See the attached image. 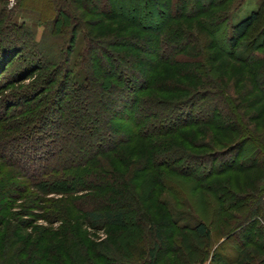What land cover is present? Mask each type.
Wrapping results in <instances>:
<instances>
[{
  "label": "trees",
  "instance_id": "1",
  "mask_svg": "<svg viewBox=\"0 0 264 264\" xmlns=\"http://www.w3.org/2000/svg\"><path fill=\"white\" fill-rule=\"evenodd\" d=\"M29 1L16 0L8 9L7 0H0V94L15 87L11 96L0 99V167L14 170L21 184L40 192L91 176L116 183L109 188L113 200L101 197L90 204L93 200L68 199L91 228H127L134 211L138 215L134 224L147 227L149 235L144 239L99 249L113 257L114 262L104 255L105 264H145L136 261L142 256L156 264L161 245L169 248L175 238L178 264H255L264 252V141L249 129L242 94L235 93L247 83L246 97L257 95L256 101L264 102V1L246 19L230 26L231 15L245 0H195L191 8V0H136L138 4L127 13L121 7L120 13H101L102 22L109 24L102 35L93 33L91 22L76 12L77 7L88 11L89 0H43L38 9L26 6ZM109 2L119 5L116 0ZM17 11L36 12L37 24L45 26L39 39L26 23H18ZM49 41L54 43L51 48ZM224 59L228 60L223 62L226 74L217 75L216 64ZM234 65L243 74L228 87L225 80ZM36 78L35 84L22 86ZM92 97L99 103L98 110L95 115L93 109L96 117L85 121L83 132L94 137L100 119L104 121V131L95 139L97 148L89 154L95 162L92 169H83L80 163L76 168L49 167L54 155L63 151L55 144L73 138L69 132L60 136L58 123L69 126L72 120L80 121L78 113L88 111L87 100ZM90 126L93 131H87ZM42 129L47 137L37 135ZM193 130L200 135L214 133L213 143L197 142L189 132ZM106 131H125L126 137L108 138ZM124 144L134 146L129 161L121 150ZM199 149L205 152H194ZM116 163L125 164L136 180L160 168L193 180L203 190L204 202L210 208L219 207L215 218L221 212L239 211V216H229L236 218L232 229L239 233L234 242L239 250L226 251L227 236L212 247V221L207 224L196 213L171 178H147L152 183L147 199L139 197L137 180L136 201H128L127 173L120 175ZM199 170L202 173L197 174ZM257 172L261 179L243 176ZM232 174L244 177L251 191L230 183L227 176ZM155 187L174 192L182 210L163 199L160 204L168 213L155 220L146 212L151 205L144 210L140 203L142 198L147 203L154 199ZM5 196L0 194V211L8 210L6 203L1 204ZM102 203H111L112 208L104 209ZM84 205L96 209L84 210ZM175 228L186 232L175 237ZM45 248L39 247L41 256L55 255ZM2 250L0 246V264H26L27 260L18 261L17 251L9 258ZM82 257V264H91ZM258 262L264 264V260ZM36 264L42 263L37 260Z\"/></svg>",
  "mask_w": 264,
  "mask_h": 264
},
{
  "label": "rangeland",
  "instance_id": "2",
  "mask_svg": "<svg viewBox=\"0 0 264 264\" xmlns=\"http://www.w3.org/2000/svg\"><path fill=\"white\" fill-rule=\"evenodd\" d=\"M109 1L110 0H89L85 3L88 7H90L87 8L88 11H83L80 9V7H77L76 9V12L80 17H82L87 22H91L92 25L90 26V30L95 34L102 35L104 31L106 32V30H109L106 28V26H108L109 24L102 22V19L104 17H102L101 13H103V11H119L120 13L121 10L119 9V7H121V9H125L124 12L127 13L126 10H130L139 2L136 0H116L117 2L119 1V5L114 6L118 8V10H116L117 8L115 9ZM262 1L264 0H245L240 8L231 15L229 19V25H236L246 19L253 11H255L259 7ZM194 3L195 0H191L189 8H191L192 4ZM28 5L31 8L38 9L41 7V5H43V0H30L29 3L26 4V6ZM174 11V9H172V11L168 10V12ZM16 14H18V11ZM36 15V12L22 13L20 11V13L16 16V20L18 21V23H26L35 33L36 39H39L41 33L45 29V26H39L37 24ZM128 15L130 17V14ZM98 22H102V24L94 27L93 25L98 24ZM18 36L21 35L19 34ZM53 44L54 43H51V41L47 42V45H49L48 47L50 48L53 46ZM223 62H228V60L224 59L222 60V62L216 64V68H219V72L217 71V75H220L219 73H221V75L226 74L224 72L225 66L223 65ZM144 65H146V63H144ZM239 69V66L236 65L230 68V74L225 80L227 86L229 85L231 87L233 82L242 76L243 73H241ZM1 81L4 82L6 80L2 79ZM38 81L39 78H36L32 81L23 83L22 86L27 87L28 85L35 84ZM246 84L239 87L240 89H238L237 93H235V96H240V94H242L241 101H243V105L246 107L243 108V112L249 129L254 132L257 138L264 141V102L259 103L258 101H256L255 98L257 97V95H255V97H252L251 99H248V96L246 97V92H249L247 90L249 86H246ZM12 89L15 90V87ZM18 89L21 90L20 87ZM14 90L8 89L5 93H1L0 99H3V96H11L12 94L10 93H12V91ZM243 93L244 97L242 98ZM170 97L171 100L174 99L172 95H170ZM253 99L254 101H252ZM95 100L94 97L87 100V102L90 103L91 106L87 108L88 111L84 110L81 113H78V115L81 114L79 115L80 118H78L80 121L75 123V121L73 122L72 120L70 121L69 126L62 121V123H58V126L60 124V127L57 129L62 132L59 133L60 136L64 134L63 132H69L70 135L73 136V138L66 141L60 139L59 142L55 144L57 149L62 147L63 151L59 152V154L57 153L54 155L53 159H51V161H49L50 163H48L49 167L71 166L76 168L77 166H80L78 164L80 163L81 165H85L83 169H92L91 165L93 166L95 162H92L93 160L90 158L89 154L91 153V150L93 151L96 150L95 148H97L95 139L97 138V136H99L98 133L104 131V128L102 129V123H104V121L100 119L101 123L97 127V131L94 132V137L87 136V134L83 132L84 130H82V127L85 126V121L91 119L90 122H92L93 117L96 115L99 103L96 104L97 100ZM80 101L82 103V100ZM95 105H97V107ZM93 109H95V115H92ZM90 127L87 129V131H93L92 126ZM44 132H46V130L42 129V131H39L37 135L47 137ZM189 132L194 133V140H197V142L203 140L204 142H208L211 144L213 143L211 141V135H214V133L208 132L206 134L200 135V133H197L196 130ZM106 133L108 138L111 137L114 139L117 137H126L125 131H106ZM173 138L176 139L177 136H174ZM133 148L134 146L132 144H124L121 146V150L124 151V158L128 159L130 157V152ZM106 151L107 150H105L104 152ZM194 152H197V154H202L203 152H205V150L199 149L195 150ZM37 154V156L41 155L39 152H37ZM32 156H34V154ZM116 164V167L120 170V175H125L126 173L128 174H126V176L124 177L125 185L130 187L127 200L129 201L130 198H132L134 201H136V198H134L135 196H133L137 193V191L134 190V186L137 183L136 181L138 180H136V175L131 174V172L129 175V170H127L125 164ZM206 169L207 167L202 170ZM202 170L197 171V174L202 173ZM15 174L16 173L14 172V170L0 167V194H4V196L6 195L5 198H3V200L1 201V204L6 203L8 207V210L0 211V220L3 221V227L1 229L2 233L0 235V246L3 249L2 251H7L9 258H12L14 256V252L17 251L18 261L21 259L27 260L26 264H36L37 260L38 262L41 261L42 264H82V260H80L83 258L82 256H84V258L91 264H105L104 259L106 257L104 255H106L107 257H109V255L103 253L102 251H98L105 244H108L109 247L111 245L114 246L118 244L125 246L127 241L130 243H134L136 238L144 239L145 235H149V233L147 234V227L144 226L143 228H141V224L138 222L134 224V222L138 220V215L135 211L133 212L132 216L129 215V226L127 228H118L115 226H100L98 228H91L88 223L84 222L82 213L77 211L75 207L71 203H69L68 199L70 197L83 199L85 198V201L93 200L90 202V204L96 203L98 201L97 199L101 197L102 200H113V198L111 199L108 196L109 188L116 183L109 179H102V176H91L85 177L83 179L81 178L83 182L79 180L76 183H70L71 181L68 180L67 182L58 183L59 187L51 188L49 191H45L44 189V191L40 192L36 189L25 187L20 183ZM150 176H152L151 178H156L159 176L171 178L174 182L180 185V188L185 195L184 197L189 200L190 204H192V206L195 208L196 213L200 215V217L204 221H206L207 224H210V222L212 221V231L215 236L212 242L213 248L215 245L225 239L224 236H227L229 237L230 241L225 244L226 251L228 253H232L233 250L235 251V248L239 250L237 244L234 243L235 239L237 241L239 233L238 231H234V229H232L236 218H229V216H232L233 214L239 216V211H228L229 213L221 212L219 215L220 217L215 218L216 209L219 207L214 204L213 208H210V206H208L204 202L203 190L197 188L193 180L185 178L184 176L179 175L174 171H168L161 168L159 172L150 174H146V172L143 173V178L141 180H138V183L141 186V190L139 192L142 193V195H139V197L147 199L149 197V193L152 192V190L148 192L149 187L152 184L150 182H147V178H150ZM243 176L248 179H261L263 175L257 172L247 175L245 174ZM138 177H140V174L138 175ZM227 177L229 178L230 183H238L239 185H241L242 188L245 189L244 192L251 191V189L248 190L246 186L247 182L244 177H240L234 174L228 175ZM117 178L121 177L117 175ZM153 192H155V196L150 203H147L143 198L140 203H142L141 205L144 210L148 209V206L151 205V209H148L146 212L148 214H151L155 218V220L164 218L163 214L168 213L166 207L160 204V201L163 199L172 202L177 209L182 210V208L179 206L180 201L176 200L174 192L167 191L162 187H155ZM6 197H9L10 200H8ZM180 199L182 200V198ZM101 205L104 206V209L112 208L111 203H102ZM83 208L84 210L96 209L94 205H84ZM221 229L224 230V233L221 232ZM167 232H169V228H166V233ZM173 232L175 233L176 237L186 231L177 230L175 228ZM222 237L224 238L221 239ZM167 238L168 235L165 239ZM215 238L219 240L216 242ZM148 244L151 247V243L148 242ZM178 245L179 243L177 242L176 238L174 239L172 246L169 248L165 246V243L161 245L156 264H178L180 261V255L177 252ZM40 246H42V248L46 247L45 249L49 250V252L55 251V255L47 254V256H41L42 252L39 250ZM67 251H69L70 253L68 254ZM81 251L83 252V254L78 257ZM39 258H41V260H39ZM112 258L113 257H109L108 261L114 262ZM119 259L122 260V258ZM259 260H264V252H260L258 254L255 264H261L258 262ZM136 261H144L145 264H149L147 257L144 256L138 257Z\"/></svg>",
  "mask_w": 264,
  "mask_h": 264
},
{
  "label": "built area",
  "instance_id": "3",
  "mask_svg": "<svg viewBox=\"0 0 264 264\" xmlns=\"http://www.w3.org/2000/svg\"><path fill=\"white\" fill-rule=\"evenodd\" d=\"M16 4V0H7V8L12 9Z\"/></svg>",
  "mask_w": 264,
  "mask_h": 264
}]
</instances>
